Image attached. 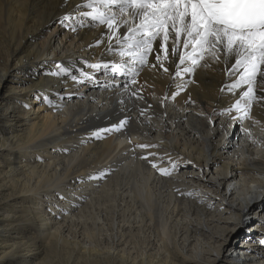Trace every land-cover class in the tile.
Listing matches in <instances>:
<instances>
[{"label": "bare ground", "instance_id": "1", "mask_svg": "<svg viewBox=\"0 0 264 264\" xmlns=\"http://www.w3.org/2000/svg\"><path fill=\"white\" fill-rule=\"evenodd\" d=\"M83 2L0 0V82L10 75L29 82L17 93L10 85L0 96L2 131L11 136L0 134V146L10 151L7 160L11 153L20 158L17 167L6 169L9 180L1 177L0 187L12 196L5 210L0 203L5 223L0 225V264H34L40 244L50 248L56 242H64L74 264L168 262L171 249L185 254L183 249L193 245L200 254L215 239L197 220L229 235L231 223L250 213L253 203L264 231V198H258L264 186V88H257L247 117L235 109L228 112L247 90L246 85L227 90L239 78L228 74L235 58L223 51L219 59L203 52L194 71L176 77L179 56L171 52V38L163 60L168 71L157 61L164 55L163 34L152 42L146 64H126L125 71L135 67V73L117 72L112 78L115 73L108 69L102 78L105 69L90 68L89 62L115 65L130 58H122L121 45L106 38L111 35L106 24L79 14L91 11L77 9ZM113 12L122 37L133 21L115 6L109 15ZM60 18L63 25L55 22L46 33V26ZM179 50L192 52L182 43ZM61 67L68 71L54 75ZM181 67L193 65L187 60ZM29 92L48 115L38 118L23 95ZM21 118L22 123L37 120L12 133ZM152 163L171 174L162 175ZM206 180L213 183L200 192ZM208 191L235 204L225 201L224 207L207 209ZM18 197L24 203L19 208L11 202ZM7 241L11 244H2ZM239 245L232 248L243 255L226 264H264L263 244L256 251ZM151 249L153 256L147 252Z\"/></svg>", "mask_w": 264, "mask_h": 264}, {"label": "snow or ice", "instance_id": "2", "mask_svg": "<svg viewBox=\"0 0 264 264\" xmlns=\"http://www.w3.org/2000/svg\"><path fill=\"white\" fill-rule=\"evenodd\" d=\"M113 6L119 9L121 17L127 15L133 21V26L128 27L127 34L122 37L116 31L122 26L117 14L113 12L109 15ZM79 8L91 10L80 12L81 16L99 21L101 25L106 24L111 33L106 38L114 41L116 45H121L119 55L122 58H130L121 64H92L88 66L90 68L110 69L111 72H119L122 75L135 73V67L125 71L126 64H146L147 54L153 51L152 42L157 41L163 34L160 50L164 55L157 56V61L167 72L163 60L168 58V42L171 38L174 41L171 52L179 56L176 77L194 71L205 58L203 52L215 59H219L217 53L220 51L235 58L228 74H238L239 78L235 83L228 85L227 90L232 92L241 85H246L247 90L227 110L228 112L235 109L247 117L252 103L257 99V88H264V0H84L82 4L77 5V9ZM64 19L70 20L73 17L66 16ZM137 19L139 23L135 22ZM123 23L126 25L128 21ZM72 30L75 31V28ZM100 43L101 41H97V44ZM181 43L185 49L191 47L192 52L181 53ZM198 49L199 60L195 58ZM112 50L110 45L109 51ZM187 60L191 61L193 67H181ZM67 71L68 69L61 67L54 75H62ZM132 83L136 81L133 80ZM183 90L181 87L180 91ZM178 94L179 92L176 93ZM45 102L52 103L47 97ZM123 123L121 122V127ZM139 147L146 148L149 145ZM152 167L158 168L162 175L171 174V169L159 168L156 163H152ZM175 168L173 163L172 169Z\"/></svg>", "mask_w": 264, "mask_h": 264}, {"label": "rangeland", "instance_id": "3", "mask_svg": "<svg viewBox=\"0 0 264 264\" xmlns=\"http://www.w3.org/2000/svg\"><path fill=\"white\" fill-rule=\"evenodd\" d=\"M55 22H57V24L61 27L64 23V19L60 18L58 21L51 22L45 28L46 33L49 32L51 30V28H53V26L55 25ZM92 22L94 24L100 25L99 21H93L92 20ZM89 64L92 65V64H96V63L89 62ZM50 70H53V67H50ZM107 70L108 69H105V72L103 74H101L102 78L108 77L107 76V73H108ZM114 76H117V73L112 74V78H114ZM27 79L28 78L26 76H21V77L19 76L18 77L15 75H10L9 78L2 80L0 82V96L6 95L9 92L8 89H9L10 85L15 86L12 89L11 93H17L16 91L19 88L26 87L29 84ZM31 93L32 92H29L28 94L26 93L23 95H24V97L26 96V98L30 99V101L32 103L31 104L32 110L37 114L38 118H40V117L43 118L46 115H48V112H50V111L42 108L41 106L39 107V105H41V104L39 103V100H36V98H38V97L36 96L33 98ZM33 115H34V113H33ZM36 120H37V118H32L31 120H29V122L22 123L24 121V118H21L20 119L21 123L19 122L17 124V126L15 128V132L13 131L12 133H21L24 129H28V127H32L34 124H31V123L35 122ZM2 126L5 127L4 122H0V134H3L4 138L11 137L9 135V133H7L6 131H2L3 130ZM236 132H238V130ZM6 148H7L6 145L0 146V169H2V172L0 173V184H2V181H1L2 176L4 178V179H2L4 182H6V179L9 180L8 177H6V169H8L9 167H17L15 162H17V160L20 161V158L13 155V153H11V155H12L11 159L7 160L8 159L7 154H9L10 151H7ZM9 162L11 163L10 165L8 164ZM180 171H181V169H180ZM210 175L211 174H209V176ZM211 182L213 183V181H211V180H206L205 183H202L200 188H197V187L196 188L199 189L200 192L202 190L205 191V189L208 188L207 185H211ZM6 186H8V184H6ZM8 190H9V188L4 190L3 186L0 187V203L2 202L4 210L6 209V205L4 206V204L6 202H8V199L12 196L11 195L12 192L8 195ZM260 193L261 194L258 196V198H260V197L264 198V186H263V189ZM19 194H20L19 192H16L14 194V197L18 196ZM207 195L210 197L209 198L210 204L206 203L204 205L206 208H207V206L216 207V205H218V204H221V207L222 206L224 207V205L226 203L225 201H229L231 203H234L231 200H229L228 198L223 200V199L219 198L216 194H213L209 191L207 192ZM212 195H213V199H211ZM22 201L23 200L21 199V197H18L15 200L11 199V202L18 208L22 204H24ZM251 208H252V210L250 213H248L246 215L245 214H241L239 216L237 215V218H235L236 221H233L231 223V224H233V226L230 225V228L231 227L232 228L234 227V228L232 229V231L229 235H225V233L222 231V229L213 228V226H210L208 228L206 226V224H201L200 221L197 220L195 222V224L198 227H200V228L203 227L204 230L209 232V235L213 234L216 236L214 240H210V246H209V244L203 245V250L200 254L199 253L196 254V247L194 248L193 245H189L188 248L183 249V252H185V254L182 252H179L178 250L171 249L172 259H170L168 262H164L161 259H159V260H155L154 263H152V264H226L227 260H229L230 258H236L237 256L243 255L238 250L236 251L232 248V246L235 244L236 245L240 244L239 245L240 247L247 248L248 251H253V249L256 251V250H259V248L261 249V247L259 245H262V244L264 245V243H262V241H264V236H262V235H264V231L260 228V225H259L260 223H257V221L260 220V218L257 217L259 215L258 209H257V203H253V206ZM10 209H11V207H10ZM209 211H211V209H209ZM19 213H21V212H19ZM223 216L224 217L229 216V213L226 212L225 214H223ZM255 219H257V220H255ZM218 223H219V225L224 224L223 222H218ZM3 224H5V223L0 222V225H3ZM242 231H245V232L241 233ZM2 241H3V239L0 238V243ZM11 241H7V242H4L2 244L8 245V244H11L10 243ZM243 243H244V245H243ZM192 244H194V242H192ZM40 247H41L40 253H38L37 257L33 260L34 264H36V263L37 264H70L71 262H73L72 264H74L75 259L68 260V253H67L66 246L64 245V242L53 243L50 248L47 246L43 247L42 244H40ZM147 252L151 256L155 255V251L152 249L148 250ZM158 254L161 255L162 253H158ZM184 255H187L188 257L186 258ZM92 264H94V263H92ZM114 264H120V263L118 261H114Z\"/></svg>", "mask_w": 264, "mask_h": 264}]
</instances>
